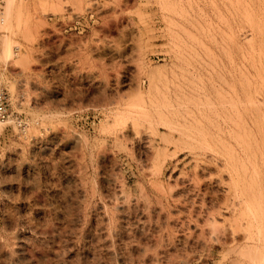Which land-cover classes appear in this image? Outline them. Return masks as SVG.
<instances>
[{
	"label": "rangeland",
	"instance_id": "rangeland-1",
	"mask_svg": "<svg viewBox=\"0 0 264 264\" xmlns=\"http://www.w3.org/2000/svg\"><path fill=\"white\" fill-rule=\"evenodd\" d=\"M0 264H264V0H0Z\"/></svg>",
	"mask_w": 264,
	"mask_h": 264
},
{
	"label": "built area",
	"instance_id": "built-area-1",
	"mask_svg": "<svg viewBox=\"0 0 264 264\" xmlns=\"http://www.w3.org/2000/svg\"><path fill=\"white\" fill-rule=\"evenodd\" d=\"M7 107L8 98L0 91V121H4L8 117Z\"/></svg>",
	"mask_w": 264,
	"mask_h": 264
}]
</instances>
